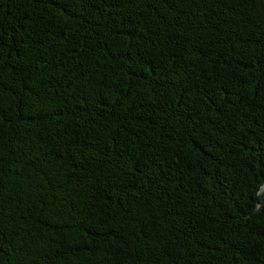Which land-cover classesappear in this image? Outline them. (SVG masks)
<instances>
[{
  "label": "trees",
  "instance_id": "trees-1",
  "mask_svg": "<svg viewBox=\"0 0 264 264\" xmlns=\"http://www.w3.org/2000/svg\"><path fill=\"white\" fill-rule=\"evenodd\" d=\"M264 0H0V264H264Z\"/></svg>",
  "mask_w": 264,
  "mask_h": 264
},
{
  "label": "water",
  "instance_id": "water-1",
  "mask_svg": "<svg viewBox=\"0 0 264 264\" xmlns=\"http://www.w3.org/2000/svg\"><path fill=\"white\" fill-rule=\"evenodd\" d=\"M255 194L257 195V200L251 205V208H254L256 212H261L264 205V181L259 184L257 190H255Z\"/></svg>",
  "mask_w": 264,
  "mask_h": 264
}]
</instances>
